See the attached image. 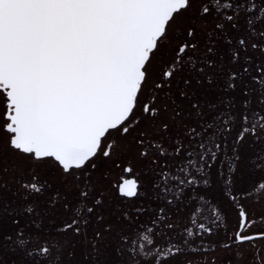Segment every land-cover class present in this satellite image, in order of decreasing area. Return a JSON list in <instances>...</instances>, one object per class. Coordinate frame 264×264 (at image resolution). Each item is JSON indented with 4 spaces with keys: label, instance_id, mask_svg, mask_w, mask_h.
Wrapping results in <instances>:
<instances>
[{
    "label": "snow or ice",
    "instance_id": "6c2138e0",
    "mask_svg": "<svg viewBox=\"0 0 264 264\" xmlns=\"http://www.w3.org/2000/svg\"><path fill=\"white\" fill-rule=\"evenodd\" d=\"M0 264H264V0H0Z\"/></svg>",
    "mask_w": 264,
    "mask_h": 264
}]
</instances>
